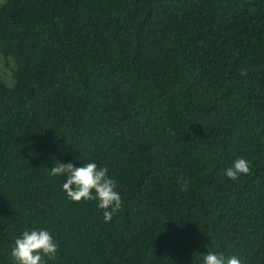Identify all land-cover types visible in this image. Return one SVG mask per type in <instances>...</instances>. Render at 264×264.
I'll list each match as a JSON object with an SVG mask.
<instances>
[{
  "label": "trees",
  "instance_id": "obj_1",
  "mask_svg": "<svg viewBox=\"0 0 264 264\" xmlns=\"http://www.w3.org/2000/svg\"><path fill=\"white\" fill-rule=\"evenodd\" d=\"M56 162L109 169L110 222ZM33 229L47 264H264V0H0V264Z\"/></svg>",
  "mask_w": 264,
  "mask_h": 264
},
{
  "label": "clouds",
  "instance_id": "obj_2",
  "mask_svg": "<svg viewBox=\"0 0 264 264\" xmlns=\"http://www.w3.org/2000/svg\"><path fill=\"white\" fill-rule=\"evenodd\" d=\"M242 71L241 75H246ZM169 133L172 130L169 129ZM107 167H98L95 162H88L75 167L71 162H56L50 169L52 176H66L62 187L67 197L73 202L97 201V207L103 210L105 222H110L113 215L122 206L121 195L116 191L117 183L108 175ZM250 174V164L244 158L236 159L225 171V175L237 180L241 175ZM182 190L187 191L188 181L182 179ZM58 252V244L51 233L45 229L26 230L14 241L10 255L14 264H47V259H54ZM202 264H243L237 255L225 256L223 253L207 251L203 255Z\"/></svg>",
  "mask_w": 264,
  "mask_h": 264
}]
</instances>
